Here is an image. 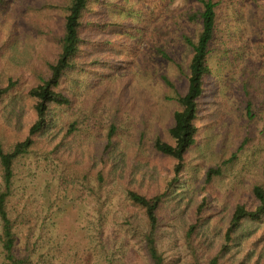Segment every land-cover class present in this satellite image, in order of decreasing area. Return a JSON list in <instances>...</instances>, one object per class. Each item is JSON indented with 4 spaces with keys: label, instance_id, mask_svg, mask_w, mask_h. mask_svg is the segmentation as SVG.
<instances>
[{
    "label": "rangeland",
    "instance_id": "374dc122",
    "mask_svg": "<svg viewBox=\"0 0 264 264\" xmlns=\"http://www.w3.org/2000/svg\"><path fill=\"white\" fill-rule=\"evenodd\" d=\"M102 2L104 5L93 4L86 14L87 23L104 20L106 24L102 28L90 26L83 35L84 52L80 58L87 71L75 73L65 88L76 97L74 105L78 106L82 100L100 99L106 114L111 104L100 95L109 97L121 93L126 101L130 100L131 113L125 119L131 132L128 138L125 135L119 138L124 162L120 159L118 163L131 173L127 176L131 184L140 182L145 187L148 183L153 190L171 167L169 160L147 151L151 136L166 137L171 120L172 106L163 104L161 99V76L167 70L171 74L174 71L162 51L175 62L186 63L189 48L182 36L195 35L197 26L183 14L195 1ZM63 14L61 0L5 1L0 11V35L7 43L0 56V78L10 72L20 76L27 86L45 73L48 63L56 57L53 39L62 25ZM218 17L220 30L212 45L211 71L205 78V92L199 104L198 141L188 151V164L166 200L167 218L161 227L159 247L171 264H185L189 258L184 229L191 221L193 208L204 195L199 185L206 169L222 163L245 134L243 100L237 93L235 79L245 65L264 72V0H221ZM149 99L157 100L156 110L144 109ZM70 112V109L53 111L51 118L61 123ZM261 113L251 122L254 126L260 127ZM144 118L149 128L144 127ZM101 124L105 126L106 122ZM137 130L143 131V143L138 144ZM101 136L93 133L92 128L81 133L84 142L100 144ZM135 149L141 150L144 157H136ZM222 170V175L212 181L206 193L210 212L201 225V235L209 238L212 245L222 237L231 206L249 196L252 184L264 180V135L253 136L237 152L236 160ZM16 172V191L28 202L37 219L31 241L35 237L41 241L50 236L53 244L60 243L61 249L98 247L99 240L109 247L112 245L121 223L117 219L125 208V195L118 181L108 184L100 198L95 199L88 194L80 197L79 187L61 190L53 177L28 165L18 167ZM256 229L259 234L261 226ZM26 236V229L19 228V246H23ZM263 240L260 239L259 245ZM245 241L242 237L238 239L232 249V261L258 264L257 252H245ZM124 259L129 260V255Z\"/></svg>",
    "mask_w": 264,
    "mask_h": 264
},
{
    "label": "trees",
    "instance_id": "16d2710c",
    "mask_svg": "<svg viewBox=\"0 0 264 264\" xmlns=\"http://www.w3.org/2000/svg\"><path fill=\"white\" fill-rule=\"evenodd\" d=\"M6 0H0V11ZM195 4L183 16L197 26L195 35H183L188 46L186 63L175 62L162 51L173 66L161 76L162 103L172 106L171 120L166 137L151 136L147 151L171 162V167L151 190L131 184L125 167L118 163L123 151L118 147L120 136L131 132L126 116L130 114V100L121 93L104 97L111 104L106 114L101 100H82L74 105L76 97L67 92V80L75 73H85L84 33L90 26L104 27L105 21L87 23L86 14L93 4L104 5L102 0H61L64 10L61 27L53 41L56 57L49 62L45 73L24 86L25 81L8 72L0 78V264H171L159 247L162 225L167 218L166 200L182 176L188 160V151L198 141L199 104L205 92V78L211 71L212 45L220 30L218 7L221 0H194ZM107 4V3H106ZM0 35V56L6 47ZM161 52V50H160ZM264 53V51H263ZM1 76V75H0ZM77 76V75H76ZM179 77V78H177ZM237 80V93L243 100L247 124L244 136L222 163L208 167L201 181L202 200L193 208L190 223L184 229V242L189 258L185 264H235L232 249L241 237L246 241L247 254L257 252L258 264H264V180L251 186L248 197L235 202L228 214L221 239L216 245L201 235V225L209 215L208 195L212 181L222 175L223 167L236 160L242 150L258 133L264 135V72L245 65ZM100 84V83H99ZM157 100L149 99L143 105L147 111L157 109ZM255 106V108H253ZM70 109V115L57 123L51 118L53 111ZM261 113L260 127L251 122ZM159 119V115H158ZM105 123L103 126L101 123ZM144 127L149 128L146 118ZM101 134L102 143L84 142L81 133ZM143 143V131L137 130ZM136 157L143 158L135 149ZM29 166L53 177L58 187L67 191L79 187L81 196L88 194L99 199L101 192L112 181H118L125 195V208L118 221L112 245L99 240L98 247L68 246L46 236L31 241L36 215L28 202L17 193V168ZM134 165L132 164V168ZM127 179V180H126ZM261 226L259 234L256 227ZM27 231L26 241L19 246L18 229ZM50 232V231H49ZM46 234L48 232L45 230ZM47 245V247H45ZM45 247V249H44ZM97 253V257H96ZM129 255V260L124 261ZM260 257L262 260H260ZM133 258V259H132ZM255 260V263H256ZM130 261V263H128Z\"/></svg>",
    "mask_w": 264,
    "mask_h": 264
}]
</instances>
